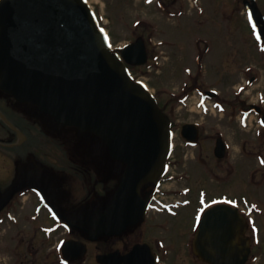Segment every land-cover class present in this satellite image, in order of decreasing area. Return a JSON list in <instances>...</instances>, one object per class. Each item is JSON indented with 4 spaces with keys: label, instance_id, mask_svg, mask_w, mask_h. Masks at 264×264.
Here are the masks:
<instances>
[{
    "label": "rangeland",
    "instance_id": "obj_1",
    "mask_svg": "<svg viewBox=\"0 0 264 264\" xmlns=\"http://www.w3.org/2000/svg\"><path fill=\"white\" fill-rule=\"evenodd\" d=\"M89 2L114 48L125 46L138 38L143 40L148 60L142 66L129 65V68L136 79L147 84L174 122L176 149L173 156L177 160L171 165L174 176L179 178L185 170L193 173L189 179H164L159 187L163 201L170 202L175 199L180 204L189 206L177 209L179 213L176 216H170L163 211L164 214L149 212L148 223L141 224L147 232L141 236L139 227L134 228L132 234L129 233L124 238L129 236L131 241L151 240L156 247L159 242L165 264H199L192 252H189L193 238L194 209L218 200L238 202L244 205L240 204L250 215L249 225L253 227L245 231L252 253L247 264H264V184L260 185L256 180L255 185L248 175V168L256 165L255 159L246 161L238 151L240 142L248 137L251 139L252 149L260 148L264 152L263 128H260L254 114H251L249 128L245 130L232 120L228 121L229 114L225 110L222 112L224 106L235 104L239 98L259 102L258 98L264 96V53L248 25L243 0H178L176 3L170 0L167 3L168 10L166 6L164 10L158 2L149 3L146 0ZM258 6L264 9V0H258ZM177 12L181 13L176 15ZM197 37L200 39L196 40ZM200 57L201 65L198 66ZM251 77L256 78V84L243 92ZM207 89L214 90L217 95L207 99L203 94ZM187 92L190 94L182 105L177 98ZM217 106L219 110L216 109ZM45 122L49 121L43 117V127L40 128L46 132L42 130L46 136L39 132V156L45 159V165H54L55 170L63 172L69 171L74 180L71 193L75 196V203L87 193V201L96 202L106 189L108 196L103 199H108L122 174L120 169L118 173L120 164L105 165L102 151L95 152L94 140L75 133L71 153L68 154L76 160L82 155L89 160V169L83 170L78 162L65 170L57 168H62L64 164L63 150L59 145L67 147L69 133L61 130L64 132H60L61 136H58L66 142L65 145L63 141L53 137L52 132L45 130L48 129L44 126ZM187 122L201 123L206 134H212L215 127L226 134L231 145L232 158L222 160L221 170L215 163V158L207 156L209 149H204L206 144H214V141H206L199 147H203L207 162L202 166L197 163L201 149L182 146L178 138L179 129ZM232 160L236 161L241 171L219 183L213 178L210 179L213 173L211 169L224 174V162ZM112 168L114 169L110 171ZM196 169L201 175L197 174ZM108 177L111 180L106 182ZM182 187L189 189L184 193ZM242 210L245 211L243 208ZM19 227L29 234V229ZM17 228L18 226L13 227ZM11 232L14 233V230ZM31 236L30 233L27 237ZM251 236L258 238L257 244L250 242ZM117 246L121 248L120 244ZM113 247L116 248V245ZM129 247L130 242L126 250Z\"/></svg>",
    "mask_w": 264,
    "mask_h": 264
},
{
    "label": "water",
    "instance_id": "obj_2",
    "mask_svg": "<svg viewBox=\"0 0 264 264\" xmlns=\"http://www.w3.org/2000/svg\"><path fill=\"white\" fill-rule=\"evenodd\" d=\"M253 2L250 19L260 37ZM118 52L86 0H0L1 89L57 124L93 134L124 165L109 207L95 218L99 234L122 231L140 218L148 202L141 189L161 174L170 146L168 116L125 66L145 63L143 41ZM106 218L107 226L100 224ZM243 231L236 208L216 205L200 222L194 251L210 264H243L249 251Z\"/></svg>",
    "mask_w": 264,
    "mask_h": 264
},
{
    "label": "flooded vegetation",
    "instance_id": "obj_3",
    "mask_svg": "<svg viewBox=\"0 0 264 264\" xmlns=\"http://www.w3.org/2000/svg\"><path fill=\"white\" fill-rule=\"evenodd\" d=\"M148 1L149 3L158 2V5L163 6L164 10H168L167 3L170 0ZM177 1L174 0V3ZM260 10L264 15V9L260 8ZM180 13L177 12L176 15ZM197 38L200 39L199 37ZM200 61L201 57L198 58V66H200ZM256 82L255 77L249 78L245 84L247 87L244 86L243 92L256 84ZM210 90L204 91L205 97H207V93ZM187 94L189 95L190 92H187ZM262 100H264V96L263 98H258L259 102L239 98L240 102L228 104L227 107L224 106L222 112L225 110L229 114L228 121L232 120L233 123L238 124L245 130L249 128L251 114H254L258 118L260 128H263L261 131L264 133V102ZM180 101L183 105V101ZM216 109L219 110V107L217 106ZM167 114L170 116L169 113ZM43 117L35 106L17 101L12 95L0 88V264H101L97 261L98 255L108 256L105 257L104 264H115V262L116 264H122L118 263L117 259L112 258L110 256L111 253L115 252L117 256L124 255L135 243L140 242H148L150 244L155 256L152 252H150V255L153 261L156 260V264H165L162 261L164 257L161 254L162 245L159 242L156 247L154 241H131L129 236L125 238L124 236L129 233L132 234V230L138 227L140 235L145 234L147 230L141 227V224L148 223L149 212H164L170 216H176L179 213L177 209L189 205H185L184 203L174 205L163 201L161 199L163 197L161 189H154L152 185L144 189V193H150V203L142 219L126 228L120 234H103L90 239L91 234L94 232L93 223L95 218L109 207V198L104 200L105 195H103L99 199L100 201L96 202H85L80 198V201L75 203V196L71 193L73 192V186L71 185H73L74 180L69 175V171L65 170V168L73 166L72 164L75 163V160L68 154V150L66 151L63 145H59V148L63 150L62 160L64 164L62 168H57L64 169L65 172L55 170L53 168L54 165H45V159L39 156V132L41 133L39 128L43 127ZM170 119L171 149L166 160L163 178L166 180L189 179L193 173H189L187 170L182 172L179 178L174 176L175 173H173L171 165L174 164V161L177 162L173 156V152L176 149L174 143L176 128L172 118ZM190 123L197 126L196 133L190 129L185 134L186 137H194L195 141H189L183 137L182 128L185 125L184 123L179 129L178 134L182 146L197 149L202 146L201 143L214 141V144H206L204 149H209L210 152H207V156L214 157L215 163H217L219 170H221L220 168H223L221 165L222 160L224 158H232L231 145L226 139V134L218 129V127H215L212 134H206V130L201 127V123ZM51 130L53 137L61 136V130L56 125L51 127ZM63 143L65 144V142ZM199 149L201 151L197 156V163L202 166L207 163L206 156L204 155V151H202L203 147ZM221 149L222 155L219 156ZM238 151L240 156L245 158L244 160L246 161L251 162L252 159H255L256 165L248 168V175L255 185L257 183L256 180L260 185L264 184V152L260 148L252 149L251 139L248 137L240 142ZM235 162L234 160L224 162L226 163L225 175L211 169L213 173L212 176L209 174L210 179L213 178L214 181L219 183L225 178L231 177V175L234 176L237 171H241L239 170V165ZM196 172L200 174L198 170ZM185 187L181 189L184 190V193L189 189ZM86 199L85 196L84 200ZM218 201L228 203L225 200ZM252 201L250 200V202ZM203 207L200 206L194 209L192 213L193 223L196 220L199 209L201 210ZM17 226V229H13V227ZM19 226L29 229V234L26 231L24 232V229ZM13 230L14 233L11 232ZM30 233L32 236L27 237ZM67 240L84 243L86 246L85 253L81 257H77L76 250L73 248L69 249L66 257H64L62 254V243ZM129 242L131 247L126 250ZM117 244H120L121 248ZM113 245H116V248ZM189 252L191 253L192 251ZM142 254L149 261L150 255L146 252ZM193 257L199 264H203L200 263L194 254ZM153 261L147 264H153Z\"/></svg>",
    "mask_w": 264,
    "mask_h": 264
}]
</instances>
